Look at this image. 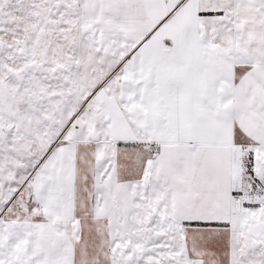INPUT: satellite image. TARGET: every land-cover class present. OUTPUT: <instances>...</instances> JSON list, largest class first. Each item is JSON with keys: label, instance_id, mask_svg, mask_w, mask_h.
Masks as SVG:
<instances>
[{"label": "snow or ice", "instance_id": "1", "mask_svg": "<svg viewBox=\"0 0 264 264\" xmlns=\"http://www.w3.org/2000/svg\"><path fill=\"white\" fill-rule=\"evenodd\" d=\"M0 264H264V0H0Z\"/></svg>", "mask_w": 264, "mask_h": 264}]
</instances>
